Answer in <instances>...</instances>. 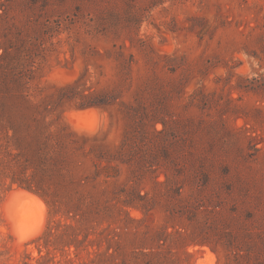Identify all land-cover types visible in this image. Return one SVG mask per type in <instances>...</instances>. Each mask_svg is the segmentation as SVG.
<instances>
[{
    "label": "rangeland",
    "instance_id": "374dc122",
    "mask_svg": "<svg viewBox=\"0 0 264 264\" xmlns=\"http://www.w3.org/2000/svg\"><path fill=\"white\" fill-rule=\"evenodd\" d=\"M0 264H264V0H0Z\"/></svg>",
    "mask_w": 264,
    "mask_h": 264
},
{
    "label": "bare ground",
    "instance_id": "6f19581e",
    "mask_svg": "<svg viewBox=\"0 0 264 264\" xmlns=\"http://www.w3.org/2000/svg\"><path fill=\"white\" fill-rule=\"evenodd\" d=\"M28 234H29V233H28ZM36 234H37V232H36ZM36 234H35V235H36ZM33 235H34V233H33V234H29V235H25V237H26V238H30V237H33Z\"/></svg>",
    "mask_w": 264,
    "mask_h": 264
}]
</instances>
